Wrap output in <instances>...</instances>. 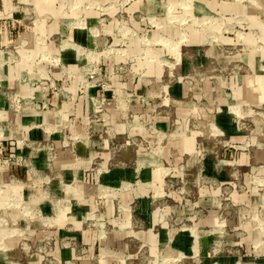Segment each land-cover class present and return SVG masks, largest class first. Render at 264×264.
I'll return each instance as SVG.
<instances>
[{"label":"rangeland","instance_id":"obj_1","mask_svg":"<svg viewBox=\"0 0 264 264\" xmlns=\"http://www.w3.org/2000/svg\"><path fill=\"white\" fill-rule=\"evenodd\" d=\"M2 7L0 264H264V0Z\"/></svg>","mask_w":264,"mask_h":264},{"label":"crops","instance_id":"obj_2","mask_svg":"<svg viewBox=\"0 0 264 264\" xmlns=\"http://www.w3.org/2000/svg\"><path fill=\"white\" fill-rule=\"evenodd\" d=\"M5 3H6V0H0V8L2 7V6H4L5 5ZM3 8V7H2ZM6 20V19H5ZM11 21H0V31H1V33H0V46H1V44L3 45V44H5L7 41H9L10 40V37L12 36V34H13V28H12V26H10L11 24H9ZM5 84H4V88L5 87H7V85H10L11 83H12V80H11V78H5ZM7 84V85H6ZM2 87V86H1ZM0 87V88H1ZM3 89V88H2ZM2 89H0V91L2 90ZM0 94H2V93H0ZM11 103H7V101L6 100H3L2 99V97H0V107H2V109L3 110H5L6 108H8L10 111H11ZM2 113H4V114H6V112L5 111H3L2 112V110H1V108H0V114H2ZM18 119H19V122H20V130H27V129H29V127H28V122H29V120H31V121H34V122H38L39 120H40V116L37 114V113H29L27 110H23V111H21L20 113H19V117H18ZM22 141V140H21ZM22 147H24V146H22ZM51 147H52V145H51ZM23 149V148H22ZM20 150V148L18 149V147L15 145V143H13L12 141H8V142H6V151H8V152H10V151H12V152H14V153H19V152H21V151H23V150ZM86 151H87V148H86V146L85 145H82V146H78L77 148H76V154L78 155V156H85V153H86ZM25 152H26V154L28 153L27 152V150L26 151H23V153L25 154ZM43 153V155L42 156H44V154H46L47 152H42ZM25 154V155H26ZM63 155V154H62ZM62 159H69V157H68V155H63L62 157H61ZM58 162V161H57ZM68 163H70V161H67ZM58 164H59V162H58ZM20 169H15V173H16V175L18 174V173H20V171H19ZM16 175L15 174H13V172L11 171V170H9V173H8V176L10 177V178H15L16 179ZM5 178H6V176H5ZM4 178V179H5ZM9 178V179H10ZM10 180H13V179H10ZM12 182V181H11ZM13 185H15L14 183H8V184H6L5 186H6V188L7 187H9L8 188V190H11V188H12V186ZM6 200H8V199H6V198H3V203L2 202H0V205L1 206H4L5 208H7L8 206L6 205ZM59 250V248L57 247V251ZM59 252V251H58ZM56 254H58L59 255V253H56Z\"/></svg>","mask_w":264,"mask_h":264},{"label":"bare ground","instance_id":"obj_3","mask_svg":"<svg viewBox=\"0 0 264 264\" xmlns=\"http://www.w3.org/2000/svg\"><path fill=\"white\" fill-rule=\"evenodd\" d=\"M167 39V38H166Z\"/></svg>","mask_w":264,"mask_h":264}]
</instances>
